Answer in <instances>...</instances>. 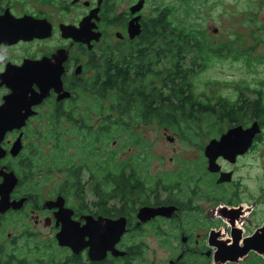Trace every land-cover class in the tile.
<instances>
[{
    "label": "flooded vegetation",
    "instance_id": "flooded-vegetation-1",
    "mask_svg": "<svg viewBox=\"0 0 264 264\" xmlns=\"http://www.w3.org/2000/svg\"><path fill=\"white\" fill-rule=\"evenodd\" d=\"M193 1L206 4L0 0V264H264L254 251L235 258L264 227L263 188L255 194L252 162L264 122L250 112L242 121H223L214 132L171 135L157 118L142 122L134 113L120 114L109 100L111 78L119 76L126 89L129 77V90L138 92L143 68L145 75L157 76L164 48L161 25L186 26ZM203 98L198 103L207 106ZM152 122L166 131L169 143L183 141L187 172L173 184L158 177L149 195L138 175L142 159L120 161L100 147L112 142L91 140L87 132ZM255 122L262 133L247 147L237 146V156H218L212 172L206 155L210 142ZM64 126L72 127L71 148L62 142ZM120 136L142 147V139H132L141 133ZM143 137L150 144L143 147H155L158 136ZM93 144L96 156L100 151L109 158L100 165L88 160ZM112 160L125 163V174L134 170L143 184L131 198L96 195L108 185L109 170L102 169H110ZM58 171L64 179L48 183L47 176ZM88 192L95 197H86ZM142 209L161 212L145 216Z\"/></svg>",
    "mask_w": 264,
    "mask_h": 264
},
{
    "label": "rangeland",
    "instance_id": "rangeland-1",
    "mask_svg": "<svg viewBox=\"0 0 264 264\" xmlns=\"http://www.w3.org/2000/svg\"><path fill=\"white\" fill-rule=\"evenodd\" d=\"M192 8L194 11L185 24L201 31L207 43L215 47L228 45L232 48V51L227 50L226 53V50H221L222 56L210 54L209 62L205 66L197 64V67L193 68V75H195L191 78L193 93L198 99L204 97L205 102L212 100L211 102L214 103L219 95L233 100L242 92L245 93V95L242 94L243 101L250 103L256 100V94L260 90L263 92L264 100V0H206L204 5H196L193 1ZM245 102L241 101L240 104ZM131 130L135 134L141 133V138H137L142 139L141 148L133 147L129 140L120 135L114 139L115 142L112 141V144L101 142L100 147L111 149L113 152L111 155H117L120 161L136 162L135 158H141V166L144 169L140 168L138 175L145 182L149 195L158 177H162V180L168 181L169 184L177 182L179 177L182 179L185 177L184 173L186 174L187 169L183 161L187 151L183 141L178 139L174 144L169 143L166 131L153 122L133 126ZM63 131L62 142L70 147L72 127L64 126ZM171 132V135L176 133ZM145 134L158 136L154 148L143 147L150 145L143 137ZM171 158H173L172 161H170ZM108 159L105 155H100L99 151V155L90 157L88 160L100 165ZM252 162L255 169V194L258 195V189L262 187L264 203V138L259 143ZM167 172H174L173 176L178 174L175 176L178 179L176 181L169 179L166 174L172 173ZM97 174L100 178L104 175L99 170ZM47 178L48 183H59L64 179V172L52 173ZM47 189L52 188L47 186ZM105 189L109 190L110 186L107 185ZM86 197L95 196L88 192ZM255 259L257 257L253 256L252 260Z\"/></svg>",
    "mask_w": 264,
    "mask_h": 264
},
{
    "label": "trees",
    "instance_id": "trees-1",
    "mask_svg": "<svg viewBox=\"0 0 264 264\" xmlns=\"http://www.w3.org/2000/svg\"><path fill=\"white\" fill-rule=\"evenodd\" d=\"M161 26L164 48L159 51L160 65L157 76L152 78L145 75L146 70L143 68L142 76L138 78L141 85L138 92L129 90L131 82L129 77L126 78V89L121 87L119 76L111 78L109 100L112 108L118 109L117 112L120 114L134 113L132 114L134 117L141 116L142 122H150L153 118H157L162 126L165 125L171 131L183 135L198 133L204 128L214 132L223 121H228L229 124L242 121L250 112L256 121L264 122V100L261 97H256L255 101L249 103V101H243L242 97L245 93L242 92L238 98L233 100L230 97L219 95L214 103L209 100L207 106H203L198 103L199 99L192 91L191 78L195 76L193 68H196L197 64L205 66L209 62L210 54L218 56L221 50L232 51L230 46L215 47L205 44L201 31L189 25L167 24L165 21V25ZM155 83H157V88H155ZM258 91L260 95H263L262 91ZM241 101L245 103L240 104ZM126 102H131V105H124ZM133 126L116 123L111 124L110 127H101L95 132L88 131L87 134L91 140L105 139L107 142H112L121 134L127 133L135 136V132L131 130ZM132 139H137V137H132ZM88 149V154L96 156L94 144L91 149ZM124 165L125 163L117 164L112 160L110 169L108 166L102 169L105 172L109 170L110 177L107 183L110 189H105L107 186L96 189L98 197L131 198L134 192L143 189V184L136 179L134 170L130 173L131 175L129 174L130 176L125 174ZM67 177L70 178L69 171ZM105 179L108 180L107 174ZM134 181L139 184L131 188L129 185H132Z\"/></svg>",
    "mask_w": 264,
    "mask_h": 264
},
{
    "label": "water",
    "instance_id": "water-1",
    "mask_svg": "<svg viewBox=\"0 0 264 264\" xmlns=\"http://www.w3.org/2000/svg\"><path fill=\"white\" fill-rule=\"evenodd\" d=\"M261 133V126L258 122H255L250 129L243 130V128L240 126L229 130L221 137L220 141H211L206 149V155L210 158L209 169L212 172H216L218 165L216 164L215 159L218 156H224L227 159L237 156V146L247 147L248 144L252 143L254 138ZM160 212L161 210L142 209L140 213H144L145 216H154ZM66 238L71 240L70 236H66ZM59 240L63 245L67 244L65 243L64 237H59ZM247 242V246L235 258L244 256L249 251H254L261 255L264 259V227L260 229L253 237L248 239Z\"/></svg>",
    "mask_w": 264,
    "mask_h": 264
}]
</instances>
